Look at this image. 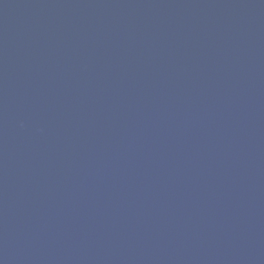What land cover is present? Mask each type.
Masks as SVG:
<instances>
[{
    "label": "water",
    "instance_id": "obj_1",
    "mask_svg": "<svg viewBox=\"0 0 264 264\" xmlns=\"http://www.w3.org/2000/svg\"><path fill=\"white\" fill-rule=\"evenodd\" d=\"M0 264H264V0H0Z\"/></svg>",
    "mask_w": 264,
    "mask_h": 264
}]
</instances>
